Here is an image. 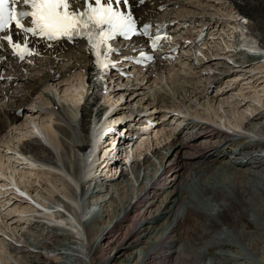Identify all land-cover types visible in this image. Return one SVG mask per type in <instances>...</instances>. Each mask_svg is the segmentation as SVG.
Listing matches in <instances>:
<instances>
[{
	"label": "bare ground",
	"instance_id": "bare-ground-1",
	"mask_svg": "<svg viewBox=\"0 0 264 264\" xmlns=\"http://www.w3.org/2000/svg\"><path fill=\"white\" fill-rule=\"evenodd\" d=\"M220 1L223 0H146L144 4H140L138 0H129L127 9L121 7V11H130L140 25L149 21L154 29L165 30L167 36L160 42V48L154 52V63L143 72H135L128 63H119V60L134 50V47L142 45L133 46L122 42L114 44L115 52L110 57L114 66L109 79H115L118 86H124L130 89V92L117 89L113 94L106 93L103 102L109 103V106L118 105L119 98L109 102L110 98L128 94L127 97H131L126 98L121 105L122 109L140 112L150 110L149 116L152 114L154 117L161 114L159 116L161 121H153L156 124L155 135L161 132L158 130L160 125L166 126L169 120L183 122V125L171 134L172 138L167 136L166 139L163 133V136L158 135V143L153 149L155 156L152 155L159 161V166L156 165V160L151 162L147 156L141 164L130 167L129 172L122 167L123 163L117 161L115 168L119 169L120 173L117 175L118 170H115L113 174L108 175L107 171L113 169H109L106 165L103 174L109 177L104 181L105 186L94 185L88 196L93 199L91 195L104 193L98 196L100 199L97 198L96 206L93 207H90L91 203L85 204L81 199L86 197L87 186L91 187V183L88 185L83 183L81 176L84 162L89 159V154L96 148L98 140L91 136V150H88L89 141L85 140V121L90 110L87 105H83L80 111L69 107L70 104L79 105L80 96L85 90L84 75L89 74L92 65L88 49L76 41L48 43L30 37L28 48L38 54L25 55L24 59H20L12 54L6 42L0 43V148L7 150L8 144L12 142V138L16 139L19 132H29L28 135L25 133L27 136L21 135L23 137L17 139L20 142V149L34 151L35 155L40 157L35 160L38 165L63 171L65 175L74 177L76 182L79 181L80 187V191L78 189L77 192H73L66 185L65 176L62 180H58L64 183L73 202L69 200L71 204L68 206L61 202V199L58 201L62 209L70 208L68 214L75 217L71 221L59 216L61 210L58 206L51 207L50 202L46 204L47 206L38 204L34 200L35 197L30 196L35 187L28 188L29 194L20 193L21 196L32 198L41 210L35 211L34 207H31L33 210L29 213L25 206L22 210L18 208L17 212H12L10 215L13 225L20 221L24 224L27 221L25 226L28 224L43 226L37 222L38 217L35 214L47 215L55 209L58 220H65V223L63 221L65 226H70L71 229L77 226L80 229L78 233L70 229L65 230L64 236L52 228L51 234L48 232L49 235L42 236L38 232L40 235L34 236V240H30V237L26 239L25 233L26 236L22 235L24 238L19 247L9 243V251L11 250L15 259L19 261L21 259L23 264H58V261H61L59 258L65 255L62 250L67 248L71 254L68 258L69 264H113L115 260L118 262L123 256L125 258V254L130 251L129 258L126 260L122 258L118 264H204V261L209 260L204 257V251L212 254H216L217 251L224 256L223 249L236 248L239 250L236 252L237 256H242L246 253L244 246L247 248L250 246L248 244L264 240V206L260 207L263 203L259 206L261 202L257 198L262 193L260 191L255 193L254 188L259 185L264 187V149H253V144L240 147L243 143H247L248 139L232 144L226 135L200 121H193L192 118L194 113L202 110L201 107L208 110V105L210 107L214 105L213 113L216 115L219 113L218 116L221 118L223 116L217 110L219 105L226 116L230 112L228 105L238 110L236 114H240L243 105L246 106L250 102L249 94L256 92V88L262 90L264 84V55L255 59L248 58L247 61L236 60V63H240H237L238 71L232 70L226 65V61L216 56L208 57L210 49H213L212 53L218 52L216 45L220 46V43L225 45V47L221 45L224 56L231 55L232 48L237 51V55L243 54L246 49L254 51L260 47L264 50V0H224L227 9L231 8L230 10L236 14V19L229 22L236 31L234 36L237 42L234 44L230 42L232 45H229L226 39L228 33L224 29L226 22L214 15L215 11L223 10ZM77 6L82 7L78 0ZM199 37L203 38V43L198 50L203 52L202 50L206 49L207 55L204 54V58L209 61L204 63L198 60L199 66L192 68L191 64L188 65L191 62L189 59L192 45ZM14 39L20 38L14 36ZM175 49L179 50V53L175 54ZM255 60L259 65L254 67ZM241 63H245L247 68H253V71L239 70ZM245 66L241 68L244 69ZM239 72L247 77L240 80ZM251 72L253 73L249 74ZM121 73L134 74L133 81L120 83ZM226 78L235 80V84L231 85L227 81L225 83ZM74 81L77 82L75 86H73ZM237 81L243 83H236ZM241 84H245V87H241ZM71 88L73 91L70 90ZM151 89L153 93L150 92ZM60 93L69 97L68 100ZM215 108H217L216 112ZM263 110L255 108L253 112L251 111L250 118L245 116L249 122L246 124L247 127H252L251 132L257 135V142L263 143L260 148L264 146ZM197 115L208 117L204 113ZM201 118L207 121L204 117ZM35 121L53 126L56 138L42 133L45 143L38 140L35 132L40 131L38 127L42 124L30 126ZM240 123L236 120L221 128L242 135L243 131L248 130ZM35 129L37 131H34ZM189 130L193 132L190 134ZM184 132L185 134L181 135ZM141 135V137L145 136L143 133ZM8 137H11L9 141ZM110 152L111 149H106L102 159L106 156H108L107 160L110 156L113 157ZM17 158L19 163H26L25 158ZM98 158L100 155L94 157L92 162L99 160ZM92 162H88L91 167L88 174L92 170L96 172ZM146 173L153 175L144 181ZM129 174L133 176L132 181L128 178L131 176ZM51 175L54 176L52 172ZM219 177L225 178L224 181L221 182ZM52 180L50 179V182ZM133 182L139 186L135 194L133 193L135 190H132L135 186ZM0 183H2L1 179ZM45 183L39 182L41 187L46 186ZM6 189L7 193L5 191L2 193L5 195L2 199L7 200L5 202L8 205L4 207L13 209L23 204L29 205L27 202H17L18 197L13 194V189L10 187ZM127 189L131 195L130 200L125 199L124 204L120 203L123 206L113 205V201L116 200L113 199L115 197L113 193L116 191L123 196ZM2 199L0 205L3 206ZM81 203L84 209L76 214L72 208L80 211L83 207H79ZM107 205H109L108 209H111L104 210ZM106 211L110 215L107 225L100 222ZM131 215H135L134 219L130 218ZM16 218L18 219L14 220ZM125 227L127 235L122 245H115V242H111L115 239L114 233L124 230ZM27 229L34 230L32 226ZM80 237H83L82 244L79 243ZM46 239L48 242L45 241ZM19 240L20 237L17 241ZM247 242L249 243L246 245ZM28 247L33 248L34 252L29 251ZM106 247L107 251L111 252L110 255H106ZM58 250L61 253L57 252ZM113 250L114 254H112ZM50 252L53 253L52 256ZM71 252L83 253L85 260H79L80 255L78 257ZM230 258L227 260H230L231 264H242L237 257Z\"/></svg>",
	"mask_w": 264,
	"mask_h": 264
},
{
	"label": "rangeland",
	"instance_id": "rangeland-1",
	"mask_svg": "<svg viewBox=\"0 0 264 264\" xmlns=\"http://www.w3.org/2000/svg\"><path fill=\"white\" fill-rule=\"evenodd\" d=\"M221 5H222V7H223V10L222 11H220V12H216L215 11V16H216V18H218V19H220L221 21H223V22H226L225 23V26H224V29L225 30H227L228 31V33H227V35H226V39H228V44L229 45H232V44H234L235 42H237L236 41V35H235V33H236V31H235V29L233 28V26H232V24H229V22L230 21H232L233 19H236V14H234V12L233 11H231L230 9H227V3H225V1L223 0V1H220L219 2ZM187 15V14H186ZM232 23V22H231ZM227 24H228V26H227ZM233 32H234V34H233ZM235 35V36H234ZM232 44H231V43ZM220 42H218V44H219ZM221 45H223L222 47H225V45L223 44V43H220V46H218V45H216L217 46V48H218V52L217 53H211V55H213V56H216L217 58H220V59H225V58H228L229 60H231L232 62H233V65H231V64H226L228 67H230L232 70H235V71H238V68H237V64H236V60H233V59H231L230 58V55L229 56H227V55H223V52H222V47H221ZM214 46V45H213ZM237 49V48H236ZM231 51L232 52H236V50H234L233 48L231 49ZM210 55V56H211ZM209 56V53H208V57H210ZM242 58L243 60H244V58H245V55H243V54H240V55H236V57L235 58ZM199 62V61H198ZM225 62V61H224ZM235 62V63H234ZM255 62V63H254ZM253 62V65H254V67L255 66H258L259 65V63L255 60ZM238 64H240L239 62H237ZM245 64V63H244ZM243 63H241V66L243 67V66H245ZM241 66H240V69L239 70H244V72H250V71H253V68H251V67H246V68H244V69H242L241 68ZM237 69V70H236ZM253 72H251V73H249V74H252ZM239 75H241V77L239 78L240 80H241V78H245V77H247V76H244L245 74L244 73H242V72H239L238 73ZM71 76V75H70ZM254 76V75H253ZM256 78V77H255ZM227 79V78H226ZM225 79V83H226V81H227V83H231V85L233 84H235V80H231V79H227L226 80ZM77 80V79H76ZM232 81V82H230V81ZM71 81H72V79H71ZM236 83H243V81H241V82H239V81H237ZM77 84V82L76 81H74V85L73 86H75ZM241 87H245V84H241ZM240 87V88H241ZM259 89H261V87H259ZM71 91H73V88H71L70 89ZM258 88H256V92H251L250 94H249V101L250 102H248L249 104H250V106H249V104H246V106L245 105H243V107L241 108V112H240V114L238 113V114H236L235 112H237L236 111V109L234 110L233 108H232V106L230 105H228V107L227 108H229V115L228 116H226V114L225 113H223L222 112V109H221V105H219L218 106V109L217 108H215V112H216V109L218 110V112H220V114H222V118L221 117H219L218 116V114L219 113H217V115L216 114H214L213 112H214V105L213 106H211L210 107V105H208L209 106V111L208 110H205L203 107H201L202 108V110H200V112L199 111H197L196 113H194V117H192L193 119H200L199 117L201 116V117H204L205 118V120H207V121H210V123L212 124V123H214L215 125H217V126H220V127H223L225 124L227 125V124H231L233 121H238L240 124H242V121H244L245 120V116H247L248 114H250L251 113V111L253 112L254 110H255V108L257 109H259V110H263V108H264V84L262 85V90H258ZM69 91V90H68ZM67 91V92H68ZM153 91V89H151V93H153L152 92ZM241 91H242V89H241ZM247 91H249V90H247ZM68 94V93H67ZM70 94V93H69ZM60 95H62V96H64V99L65 98H67L66 100H68V98L69 97H67L66 95H64L63 93H60ZM124 95H126V94H124ZM253 95V96H252ZM131 97V96H130ZM111 99H113V100H111ZM122 99V98H121ZM121 99H119V101L118 102H120V100ZM230 99H232V98H230ZM115 100H117V98L116 97H111L110 98V101L109 102H113V101H115ZM260 102V103H259ZM108 105H109V103H107ZM229 104V103H228ZM227 105V104H226ZM213 107V108H212ZM204 109V110H203ZM125 110V109H124ZM212 111V112H211ZM228 111V110H227ZM264 111V110H263ZM198 113H204L205 115H207L208 117H206V116H202V115H197ZM235 113V114H234ZM240 115V116H239ZM159 118V121H161L162 119H161V117H158ZM229 118V119H228ZM181 119H183L182 117H181ZM236 119V120H235ZM240 120H242V121H240ZM37 123H40V124H42V125H40V127H38L39 128V130H40V133L42 134H47V135H49V137H51L52 136V138H56V133H55V131L53 130V128H52V126H50L49 124H47V123H41V122H37V121H35V123L33 124V123H31L30 124V126H32V127H34L35 125H37ZM181 123V124H180ZM44 124V125H43ZM169 124H170V126H169ZM182 124H183V122H180V121H177V122H175L174 120H172L171 122H170V120H169V122H168V124L166 125V126H162V125H160V129H158V130H160L159 132L160 133H158V134H156L155 135V132L152 134V136L151 137H155L154 138V141H156L154 144H153V146L151 147V148H153V147H155L156 145H157V143H158V141H157V138L159 137V136H163V134H164V137L166 136V139H167V136H171V134H173L174 132H176L178 129H179V127H181L182 126ZM48 125V126H47ZM162 126V127H161ZM165 127V128H164ZM254 127V126H253ZM252 128V127H251ZM164 130V132H163V130ZM255 129V128H254ZM29 131V130H28ZM49 131V132H48ZM45 132V133H44ZM48 132V133H47ZM191 132H193L192 130H189V133L191 134ZM28 135L29 134V132H19V134L16 136V139H13L12 138V142H10L8 145H9V148L6 150L5 148H0V179L2 180L1 182L2 183H0V188H4L3 190L2 189H0V194H2V193H4V191L7 193V189L6 188H8V187H10L9 185H11V184H14V186L15 187H17V186H25V187H28V188H31V187H33V189H34V187H35V190L33 191V194H32V197L34 196L35 198H34V200L38 203V204H40V205H43V204H47L48 202H50V204L52 205L51 207H55V206H58V209H60V210H64V209H62L61 208V205L58 203V201L60 200L61 202H65V201H68L69 202V200H70V202L71 203H73L72 201H71V199H70V197H69V195H68V189H66V187L64 186V183L62 182H58V180H62L63 179V177L65 176V178H64V181L66 182V185L72 190V186H69L70 184H68V181H70L73 185H75V187L78 189V187L76 186V184H75V181L71 178V177H69V176H67V174L65 175V173L62 171V172H60V171H56V170H53L52 168H49V167H44V166H40V165H38L36 162H29L28 164H27V161L24 159V161L26 162V163H19L18 162V158L17 157H19V154H17L18 152H17V150H18V148H20V145H19V143L20 142H18V140L17 139H20L21 137H23V136H27L26 134ZM163 133V134H162ZM185 134V132L184 133H182L181 135H184ZM21 135H23V136H21ZM159 135V136H158ZM9 138H11V137H8L7 138V140L9 141ZM170 138H172V136L170 137ZM17 140V141H16ZM2 141H3V139H2ZM17 145V146H16ZM3 149V150H2ZM147 149V152L149 151V147L148 148H146ZM13 150H14V152H13ZM7 152V153H6ZM2 155V156H1ZM154 155V154H153ZM152 154H151V156H149V158L151 159V162L152 161H157V159H156V157H154ZM138 156H140V154H138ZM9 157H11V159H9ZM12 161V162H11ZM155 161V162H156ZM159 161H157V163H158ZM10 164V165H9ZM142 167V166H141ZM5 168V169H4ZM109 169H110V167H108ZM47 170V171H46ZM51 172L53 173V175L55 176H53L52 177V175H51ZM57 172V173H56ZM113 172L114 171H107V173H108V175L109 174H113ZM61 173V174H60ZM56 174V175H55ZM105 174H106V172H105ZM50 175H51V177H50ZM129 175H131V174H129ZM222 174H220V176H221ZM56 176H57V178L58 179H56ZM60 176V177H59ZM133 176L131 175L130 177H128V178H130L131 179V181L133 180V178H132ZM221 177H223V175L221 176ZM221 177H219V179H220V181L221 182H223L224 181V179L225 178H221ZM227 177H228V175H227ZM71 178V179H70ZM164 178V177H163ZM49 179V180H48ZM50 179H53L51 182H53V183H51L50 182ZM69 179V180H68ZM90 179V180H89ZM5 180H7V181H9L11 184H9V183H7ZM74 181V182H72V181ZM227 180V179H226ZM48 181V182H47ZM91 181V178H87V180H85V182H90ZM39 182H43V183H45V185L46 186H44V187H41L40 186V184H39ZM134 184L133 185H135L134 186V188L132 189V190H135V191H133V193L135 194V193H137V191L139 190L138 188H139V186H138V184H136L135 182H133ZM63 184V185H62ZM2 185V186H1ZM36 185V186H35ZM31 186V187H30ZM93 186H94V184H93ZM46 187V188H45ZM126 188H128V187H126ZM137 188V189H136ZM256 190H255V193H257V191H260V193H262V194H259V196H257V198H258V200H259V202H261V203H259V206L263 203L264 204V187H263V185H259L258 187H254ZM32 189V188H31ZM99 189V188H98ZM260 189V190H259ZM54 190V191H53ZM92 190H93V187H92V189H91V191L89 192V194H87V196L85 197V198H81L83 201H84V203L85 204H89L90 205V203H91V206L90 207H93V205H95L96 206V202L95 201H97V198H98V196H101V195H103L104 193H100V194H93V195H91V197H93V199L92 198H88V196L90 195V193L92 192ZM109 190H111V189H109ZM128 190V191H127ZM127 190H125V192H124V194H123V196H120L116 191H115V193H113V196H115V197H113V199L114 198H116V200H114L113 201V205H120V206H123L122 204H120V203H123L124 204V201H126V200H130V194H129V189H127ZM137 190V191H136ZM3 191V192H2ZM64 192H65V194H64ZM104 192V191H103ZM128 192V193H127ZM132 192V191H131ZM67 193V194H66ZM54 194V196H52ZM126 194H128V195H126ZM57 195V196H56ZM59 195H61V196H59ZM68 195V196H67ZM107 194L105 193V196H106ZM257 195V194H256ZM2 196H5L4 194H2V195H0V199H2ZM11 196V195H10ZM56 196V197H55ZM66 196V197H65ZM104 196V197H105ZM119 196V197H118ZM125 196V197H124ZM127 196V197H126ZM261 196V197H260ZM51 197H52V199H51ZM54 197V198H53ZM59 197V198H58ZM63 197H65V198H63ZM68 197V198H67ZM96 197V198H95ZM118 197V198H117ZM129 197V198H128ZM135 197V196H134ZM259 197H260V199H259ZM98 199H100V197L98 198ZM124 199V200H123ZM126 199V200H125ZM50 200V201H49ZM86 200H89V201H86ZM2 201V203H3V206L2 205H0V264H23L22 262H21V259H20V261L18 260V259H15L14 257H13V253H11V250L9 251V249H10V244H9V247H6L5 246V243H10L9 241H7V240H10L12 243H11V245H13V246H19V245H22V243L21 242H23V238L27 235V237H25L26 239H28V237H30V240H34V236H36V237H38L40 234L42 235V236H47V235H49V233L48 232H50V234H51V230L50 229H52V227H50V225H52V223L54 222H56L55 224H61V222H62V224L61 225H65L64 223H65V220H58V216H57V212L55 211V209H53L54 210V212L52 211V212H49L47 215H42V216H40L39 214H38V216L39 217H42V218H40L42 221H44V222H46L47 224H48V226H45L44 224H41V225H43V226H40V225H34V226H32V228L34 229L33 231H30L29 229H27V227H30V226H25V223H27V221H25L24 222V224H23V222H18V223H15L14 225L12 224V221H13V219H10V215H11V213L12 212H15L16 210H18V208H21V210H22V207H24L25 206V208H27L28 210H29V213H30V211L31 210H33L31 207H30V204L29 205H27V204H23V206H18L17 208L16 207H14L13 209H7L6 207H7V203L5 202V201H7V200H4L3 201V199L1 200ZM86 201V202H85ZM69 202V203H70ZM89 202V203H88ZM66 203V202H65ZM94 203V204H93ZM116 203V204H115ZM119 203V204H118ZM261 205L260 207H262V206H264V205ZM73 205V204H72ZM4 206H6V207H4ZM47 206V205H46ZM74 206V205H73ZM83 206V207H82ZM79 207L81 208L82 207V209H80V211H78V209L76 208H72L74 211H75V213L76 214H79L80 212H82L83 211V209H84V205L81 203V206L79 205ZM108 207H109V205H107L106 207H104L105 209L104 210H109V209H111V208H109L108 209ZM7 210H6V209ZM15 209V210H14ZM14 210V211H13ZM50 210H52V209H50ZM67 214L69 213V212H67L66 210H64ZM17 212V211H16ZM107 212V211H106ZM103 213V218L100 220V222H101V224H104V223H106V225L109 223V220H110V215H108V212L107 213ZM50 214V215H49ZM106 214V215H105ZM71 215V216H70ZM68 216H70L71 217V219L72 220H74L75 219V217L74 216H72V214H68ZM134 216L135 215H131L130 216V218L131 219H134ZM49 217V218H48ZM250 217H251V219H253V217H252V215H250ZM18 218H16V219H14V220H17ZM25 220V219H24ZM54 220V221H53ZM254 220V219H253ZM256 220V219H255ZM57 221H59V222H57ZM63 221H64V223H63ZM51 222V223H50ZM256 223H258L257 221H255ZM127 226H128V224H126ZM18 226V227H17ZM37 226V227H36ZM22 227V228H21ZM26 227V228H25ZM41 227V228H40ZM67 228H69L71 231H76L77 233L79 232V227H77V226H75L74 228H72L71 229V227L70 226H66ZM76 228H77V230H76ZM36 230V231H35ZM53 230H56V231H58V233H60V235H63L64 234V236H65V233L64 232H66V231H62L61 229H55V228H53ZM52 230V231H53ZM70 231V232H71ZM127 229H126V227L124 228V230H121V231H117V232H115L114 233V235L113 236H115V239L114 240H111V242H115V245H122V241H123V239L125 238V236L127 235ZM38 232L40 233V234H38ZM70 232H68V233H70ZM24 233V234H23ZM25 233H26V235H25ZM30 233V234H29ZM32 234V235H31ZM35 234V235H34ZM37 234V235H36ZM24 237H23V236ZM20 237V239L21 240H19V241H17V239ZM22 237V238H21ZM32 237V238H31ZM112 237V236H111ZM108 239H110V237L108 238ZM108 239H107V241H108ZM46 242H48V240L46 239L45 240ZM82 241H79V243H81ZM86 242V241H85ZM249 242H247L246 243V245L248 244ZM253 243H255V244H253ZM253 243H251V244H248V245H250V246H247V248H246V246H244V249H245V254L244 255H238L237 256V251H239L238 249L236 250V248H233V250H232V248H228V249H223L224 251H222L223 252V254H225L224 256H227L226 258H224V256L222 255V254H220L221 252H215L216 254H212L211 252H208L210 255H212L211 257H210V255H208V253L207 252H203L204 253V257L206 258V260L207 259H209V260H207V262L206 261H204V264H227V263H229V264H231L232 262L230 261V260H227V258L229 259L230 257L231 258H235L236 259V257L238 258V260H239V262L240 263H242V264H264V240H261V242H258V241H256V242H253ZM82 244V243H81ZM84 244V243H83ZM256 246V247H255ZM249 247V248H248ZM252 247V248H251ZM28 249H29V251H31V252H34V249L33 248H30V247H28ZM249 249V250H248ZM228 250H230V251H228ZM4 251V252H3ZM63 251V254H65V255H63V257L62 258H59L61 261H58L59 263L58 264H69V262L70 261H68L69 259L68 258H70V256H71V254H70V251H67V248L65 249V250H62ZM2 252V253H1ZM57 252H59V253H61L59 250L57 251ZM131 252V251H130ZM130 252H127L126 254H125V258H124V256L122 257V258H124L125 260L127 259V258H129V253ZM226 252V253H225ZM248 252H250V253H254L253 255L252 254H250V253H248ZM6 253V254H5ZM69 253V254H68ZM71 253H73V252H71ZM105 253H106V255H110L111 254V252L109 253L108 251H107V247L105 248ZM115 253V251L113 250V252H112V254H114ZM207 253V254H206ZM73 254H75V255H77L78 257H79V255H80V259L79 260H85V256H84V254L83 253H78V252H76V253H73ZM219 254V256H217ZM50 255L52 256L53 255V253L51 254V252H50ZM103 255H104V253H103ZM128 255V256H127ZM215 257H214V256ZM245 255H248V256H245ZM253 256L252 258H251V256ZM69 256V257H68ZM84 258H82V257ZM102 256V255H101ZM244 256H245V258H244ZM216 257L218 258V259H216ZM243 257V258H242ZM247 257V258H246ZM67 258V259H66ZM121 258V259H122ZM230 258V259H231ZM241 258V259H240ZM115 259H118V258H115ZM121 259L120 260H118V262L119 261H121ZM243 259V260H242ZM246 259V260H245ZM132 260V259H131ZM20 263H19V262ZM25 261H28V259H25ZM229 261V262H228ZM118 262H117V260H115L114 262H113V264H118ZM124 262V261H123ZM123 264V263H122Z\"/></svg>",
	"mask_w": 264,
	"mask_h": 264
},
{
	"label": "snow or ice",
	"instance_id": "snow-or-ice-1",
	"mask_svg": "<svg viewBox=\"0 0 264 264\" xmlns=\"http://www.w3.org/2000/svg\"><path fill=\"white\" fill-rule=\"evenodd\" d=\"M78 2L82 7L77 6V0H0V43L6 42L14 56L24 59L25 55L38 54L28 48L30 37L45 42L79 38L86 42L101 74L114 66L110 57L115 49L110 42L118 37L130 40L141 35L156 51L159 37H149L148 25L138 29L133 15L120 10L122 6L128 8L129 0ZM145 2L138 0L140 4ZM139 55L151 60L142 51Z\"/></svg>",
	"mask_w": 264,
	"mask_h": 264
}]
</instances>
